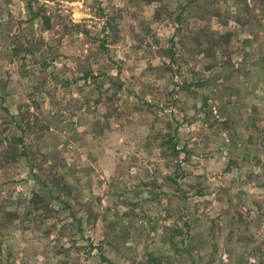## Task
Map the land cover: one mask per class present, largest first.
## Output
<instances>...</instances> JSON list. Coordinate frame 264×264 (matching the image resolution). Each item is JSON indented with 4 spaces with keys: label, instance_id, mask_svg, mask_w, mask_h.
Here are the masks:
<instances>
[{
    "label": "rangeland",
    "instance_id": "374dc122",
    "mask_svg": "<svg viewBox=\"0 0 264 264\" xmlns=\"http://www.w3.org/2000/svg\"><path fill=\"white\" fill-rule=\"evenodd\" d=\"M263 225L264 0H0V264H264Z\"/></svg>",
    "mask_w": 264,
    "mask_h": 264
},
{
    "label": "crops",
    "instance_id": "0c3cea01",
    "mask_svg": "<svg viewBox=\"0 0 264 264\" xmlns=\"http://www.w3.org/2000/svg\"><path fill=\"white\" fill-rule=\"evenodd\" d=\"M215 229L216 230L217 229L220 230L217 227L208 228L207 232H205L203 235H200V238H202L203 241L196 242L193 245H192V242H191V241H193L192 236L189 239L185 240V245L187 246L186 249L188 248L190 250V252H191V255L193 256V257H190L188 255L189 259L190 258L191 259H193V258L195 259V256L192 254V252L200 250V249H203V250H205L207 252V258L211 259L212 262L215 259L219 258L222 253H225L226 255H229V256L230 255L234 256V252L231 251L230 250L231 248H229L227 246L228 241H227V243H223L221 238H220V236L217 237L216 235H214ZM196 231H197V229L195 230V234L197 233ZM239 242L242 243L240 239H239ZM241 245H242L241 247L243 248L245 244H241ZM192 262H193V260H191V264H192Z\"/></svg>",
    "mask_w": 264,
    "mask_h": 264
},
{
    "label": "built area",
    "instance_id": "2783aa9c",
    "mask_svg": "<svg viewBox=\"0 0 264 264\" xmlns=\"http://www.w3.org/2000/svg\"><path fill=\"white\" fill-rule=\"evenodd\" d=\"M264 226V225H263ZM248 260H249V263H256V260H257V256H255V255H250L249 256V258H248Z\"/></svg>",
    "mask_w": 264,
    "mask_h": 264
},
{
    "label": "trees",
    "instance_id": "16d2710c",
    "mask_svg": "<svg viewBox=\"0 0 264 264\" xmlns=\"http://www.w3.org/2000/svg\"><path fill=\"white\" fill-rule=\"evenodd\" d=\"M104 259V258H103Z\"/></svg>",
    "mask_w": 264,
    "mask_h": 264
}]
</instances>
